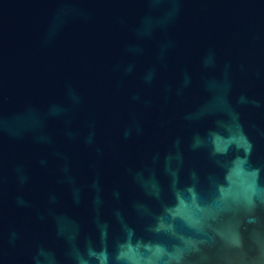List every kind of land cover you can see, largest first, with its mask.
Here are the masks:
<instances>
[{
  "label": "water",
  "instance_id": "water-1",
  "mask_svg": "<svg viewBox=\"0 0 264 264\" xmlns=\"http://www.w3.org/2000/svg\"><path fill=\"white\" fill-rule=\"evenodd\" d=\"M0 264H264V0H0Z\"/></svg>",
  "mask_w": 264,
  "mask_h": 264
}]
</instances>
